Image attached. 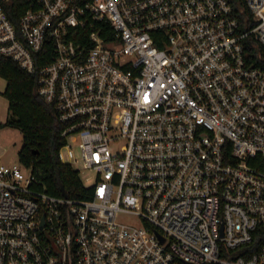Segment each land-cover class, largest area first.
<instances>
[{
  "label": "built area",
  "instance_id": "1",
  "mask_svg": "<svg viewBox=\"0 0 264 264\" xmlns=\"http://www.w3.org/2000/svg\"><path fill=\"white\" fill-rule=\"evenodd\" d=\"M242 1L0 0V54L85 188L0 164V264H264V0Z\"/></svg>",
  "mask_w": 264,
  "mask_h": 264
},
{
  "label": "trees",
  "instance_id": "2",
  "mask_svg": "<svg viewBox=\"0 0 264 264\" xmlns=\"http://www.w3.org/2000/svg\"><path fill=\"white\" fill-rule=\"evenodd\" d=\"M233 2L243 21L247 15L243 1ZM100 34L107 37L113 32L108 29ZM246 44L250 59L262 64L263 47L253 40H247ZM45 58L50 59V55L42 60ZM37 65H40L39 61ZM0 77L6 82L1 94L7 100V116L0 122V128L15 127L21 131L19 163L32 168L40 190L56 197H85L78 172L58 158V150L63 144L62 126L56 109L38 93V74L27 72L13 59L0 54Z\"/></svg>",
  "mask_w": 264,
  "mask_h": 264
},
{
  "label": "rangeland",
  "instance_id": "3",
  "mask_svg": "<svg viewBox=\"0 0 264 264\" xmlns=\"http://www.w3.org/2000/svg\"><path fill=\"white\" fill-rule=\"evenodd\" d=\"M5 86V80L0 77V91L3 90ZM6 98L0 93V115L6 110V105L4 101ZM4 130V141H6V150L3 153L4 156L0 160L1 164L12 165L19 164L18 151L22 145V133L18 128L15 127H2ZM120 221L124 223H136L137 219L132 216H121Z\"/></svg>",
  "mask_w": 264,
  "mask_h": 264
},
{
  "label": "crops",
  "instance_id": "4",
  "mask_svg": "<svg viewBox=\"0 0 264 264\" xmlns=\"http://www.w3.org/2000/svg\"><path fill=\"white\" fill-rule=\"evenodd\" d=\"M5 85H6V82H5ZM4 88H5V86H4ZM4 88H3V90H4ZM3 90H1L0 93ZM4 104L6 105V110H5V112L3 114L0 115V122H3L6 119V116H7V100L4 101ZM4 130H5V128H0V160L4 156L3 153L6 150V144H4V143H6V141H4Z\"/></svg>",
  "mask_w": 264,
  "mask_h": 264
}]
</instances>
